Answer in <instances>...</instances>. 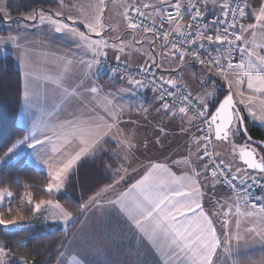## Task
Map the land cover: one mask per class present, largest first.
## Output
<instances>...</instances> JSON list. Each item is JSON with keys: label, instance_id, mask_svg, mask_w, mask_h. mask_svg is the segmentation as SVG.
Segmentation results:
<instances>
[{"label": "snow or ice", "instance_id": "snow-or-ice-1", "mask_svg": "<svg viewBox=\"0 0 264 264\" xmlns=\"http://www.w3.org/2000/svg\"><path fill=\"white\" fill-rule=\"evenodd\" d=\"M256 2L258 4L256 8H252L247 0H157L156 4H143L144 9L151 8L155 11L160 21L159 28L156 27L155 17L150 24H146L144 20L137 22L130 18L128 13L131 11L138 17L148 19L140 7L129 5L125 9L124 19L127 22V28L133 32L142 31L145 40L148 39L147 34H151L152 38L149 40L148 51L141 53L146 57L145 63L138 69V73L147 75L139 78L125 67L120 78L126 77L127 84L132 89L150 86L157 94L155 102L158 107L155 111L172 121L179 118L180 131L189 135L190 145L198 146L196 153H193L190 148L187 157L172 161L176 166H184L190 170V174L189 171H185L177 175L166 163L150 162L144 174L135 183L115 199L107 201L110 205L118 206L119 211L127 216L136 229L138 239L142 241L144 237H147L150 240L155 250L154 254H158L160 258L155 261V264H216L214 257L217 256L219 249L229 252L231 241L238 242L243 238L238 234L241 225L239 217L259 218L260 221H264V203L257 204V201H264V140H253L249 135L241 110L243 105L244 110L254 120L264 123V44L248 47L243 42V34L246 32L251 31L253 36L257 29L264 32V0H256ZM209 4L212 6L211 19L208 18ZM61 6H63V0H61ZM104 7V0H99L98 12L94 20L81 21L89 33L100 37L97 40H92L88 34L79 31L74 26L77 23L74 18L68 17L72 21L71 24L64 22L61 19L62 12H56L53 15L45 13L43 9L39 12L33 10V13L24 19L38 21L40 25L48 24L54 28L55 32H66L73 37H78L81 42L78 47H85L91 51L96 64L100 63L99 57L107 56L106 49L109 48L114 50L115 59L119 62L121 54L130 44H126L120 35L115 37L116 42L101 35L105 30V25L102 23ZM185 9L190 15L186 25L181 23ZM0 13L7 16L9 21L12 20L5 7L0 6ZM247 18H254L255 22L245 24L243 21ZM16 23L19 25L20 22L16 21ZM165 24L168 25L167 28L164 27ZM173 34L180 36L181 39L172 40ZM161 39L163 43L158 45L157 41ZM17 41V36L9 35L5 42L16 44ZM198 41H206L209 46H213L217 55H211L210 49L209 54L202 58L200 49L204 48V44H198ZM131 43L142 44V40L133 39ZM157 47L164 49L160 54L162 56L160 61L157 59ZM237 50L242 58L235 63L233 53ZM176 60L179 63L173 67L172 61ZM165 62L168 63V67H165ZM71 63V60L67 61V64ZM80 63L84 61L81 60ZM194 63L214 67L217 74L225 79L229 90L223 99H217L215 83L211 87L207 86V80L210 77L198 82L200 85L198 90H188L174 75H171L182 70L184 66ZM88 67L89 69L92 67L91 62L88 63ZM153 69L160 74L157 75L152 71ZM111 71L116 74L120 69L112 68ZM165 73L170 75L166 76ZM229 74L233 79H228ZM51 83L57 88L61 87V81L58 78L52 79ZM245 84L246 90L243 87ZM233 88L236 89L235 92ZM88 91L96 94L98 88L92 86ZM64 92L67 93V89H64ZM32 96L31 87L26 83L23 91L26 104L32 103ZM257 101L261 108L260 115L253 110ZM108 103L111 105L110 100ZM59 110L60 105H55L48 113L49 117L53 118ZM142 110L145 114L149 111L148 108ZM122 111V109L109 107L106 114L111 122L99 116L86 118L74 116L70 120L56 124L52 135L43 134V138L37 135L34 124L31 134L14 140L3 151V155H0V166H9L13 162H18L26 155L22 148L26 145L28 149L33 150L27 155H34L36 162L47 168L44 191L48 194L58 192L65 187L70 179V172L82 157L94 156L103 150V145L107 143L105 137L109 136L113 129H116L119 135H125L119 127ZM198 124L201 126L197 127ZM157 126L163 133L164 127ZM193 128L200 134L191 132ZM239 139H243L244 143L238 144ZM132 140L133 137L128 135L121 141L127 148L123 162L114 168L111 164L108 165L113 181L106 186L105 190H111L129 177L128 169L136 159L133 150L137 147ZM214 142L231 143L233 157L238 156L242 166H236L233 171L230 164L226 165L223 160L215 159L219 153L210 150ZM74 143L78 150L73 147ZM156 143H161L159 137ZM37 146L41 150L51 146L50 153L45 152L46 159L41 158L40 153L37 152ZM147 147L148 145L145 144V148ZM199 163H203V168L198 167ZM234 181H239V185L243 186V193L235 191L237 185L233 183ZM220 183L231 186L237 198L234 205L237 234L230 236L226 231L224 240L218 236L213 221L205 212L203 205L205 185L215 188ZM252 188L259 189L261 195L253 199L252 193L249 192ZM6 197L11 199L13 192L8 188L0 189V203ZM24 200L31 205L33 215L40 212L42 208L50 207L55 210L52 213L53 218L62 221L65 226L74 219L73 213L59 203H54L51 199L34 200L30 191L25 192L21 197V201ZM89 202L100 204L97 197L90 198ZM217 203L219 204V201ZM240 203L245 205V211L241 210ZM232 206L229 205L228 210L223 212L224 217L231 214ZM84 207L81 205V209ZM24 220L25 217L19 213L13 216L11 208L7 214L0 211V226L3 229H14ZM223 226L227 229V219L223 221ZM246 231L264 239V227L258 228L255 223ZM102 254L100 250L96 251L97 256ZM11 255L13 254L8 250L7 245L0 242V264H7V258ZM147 255L148 253L145 252V259L139 264H150ZM21 264H34V262L21 258ZM69 264H102V262L99 259L89 261L83 257L73 256Z\"/></svg>", "mask_w": 264, "mask_h": 264}, {"label": "crops", "instance_id": "crops-1", "mask_svg": "<svg viewBox=\"0 0 264 264\" xmlns=\"http://www.w3.org/2000/svg\"><path fill=\"white\" fill-rule=\"evenodd\" d=\"M145 1L137 0V2L134 3L137 5V7H140L146 15H149L153 9H144L142 7L143 4H156L157 2ZM209 10V13H211V4H209ZM37 12H39V10ZM157 17L158 16L156 15L155 18ZM148 18H153V16ZM140 32L141 35L139 40H142V43H144L146 41L145 39H143L144 34L142 33V31ZM87 33L91 36L92 40L100 39V37H97L94 33H89L88 29ZM131 33L133 39L137 40L136 34H134L133 32ZM101 35L112 42H116L114 38H110L108 33H101ZM147 36L152 38L149 34H147ZM80 43L81 42L79 41V44ZM157 44L160 45L159 42H157ZM246 46H248L247 43ZM129 48L132 47L129 46ZM76 50L77 47L75 48L74 57L83 60L86 65V69L84 70L83 75V82L76 85V91L70 89L71 86H69V84H71V82L67 83V92H75L76 94L69 95L67 93V100L65 101H51V104L53 105H62V107L64 105H67L66 110H64L63 112H57L53 118H50L48 113L52 111V109H46L44 111H33L31 110L32 105L29 106L28 104L31 113L28 110L26 112H23L22 102L24 90L22 77V101L18 112L17 123H19L18 125L26 130V134H31L33 125L35 124L37 128V135L40 136V138H43V134L52 135V131L55 130L54 126L56 124L65 120H70L74 116H80L81 118H86L87 116H99L111 122L106 114V110L109 107L123 110L121 113V123L119 127L123 130L125 135L121 136L117 133L116 129H113L112 133L109 136L105 137V140L107 142H110L111 144H114L116 152L123 162V157L127 154V148L123 143H121V141L125 139V136L131 135L133 137L132 142L137 145V147L133 150L135 152L136 159L133 160L131 167H129L128 169L129 177L126 181H122L119 185H116L111 190H105V187L97 191L90 197H97V199H99L100 201V204L96 205L90 203V199L87 201V203H89V206H86L82 209V220L77 225L70 238H72V236H74L75 234L77 235L81 233V239L85 240L86 242L90 241L91 245L93 246V255H96L97 250H100L102 252L103 249H106L108 263L110 259L113 258L112 264H114L115 262H118L117 264H139L141 260L145 259V252H147L148 261L150 262V264H155V261L159 260L160 258L158 254H154L155 250L150 240L147 237H144L142 241L138 239L136 229L131 224V221L128 220L127 216L119 211L118 206L110 205L107 203V201L110 199H115L121 192L126 191L131 184L135 183V181L144 174V171L150 162L166 163L177 175H180L185 171H189L190 174V170L186 169L184 166L178 167L173 164L172 161L181 159L182 157H187L190 148L193 153H196V149L198 146L195 144L190 145L189 135H186L180 131L181 123L179 121V118H177L175 121H172L155 111L156 107H158V104L155 102V94L152 91L146 89H132L128 84L123 83L119 79H114L113 81L106 82L99 77L98 67L94 62L92 52L87 48L86 52H76ZM106 51V57L109 60H116L115 52L113 49L109 48L106 49ZM163 51L164 49H161L160 47L156 48L158 61L162 59V56L160 54ZM126 53L127 52L121 54V62H124L131 67H140L145 63L146 59H142L139 55H130L131 53H129L128 56V53ZM102 57L104 56L99 57V59ZM89 62L92 63V67L90 69L88 67ZM178 63V60L172 61V66L175 67ZM165 67H168L167 62H165ZM67 68V66H63V69ZM165 75L169 76L170 74L165 73ZM171 75H174L175 78L178 79L179 83H181L186 87V89H188L187 86L191 83H195V85H198L200 88L198 82L205 79L206 77H210L211 74L203 65L194 63L184 66L182 70ZM67 82H69V80ZM212 85L213 82L208 79L207 86L211 87ZM92 86H96L98 88V92L96 94L88 91V89ZM121 89H124V91H121ZM37 100L38 99L33 101L31 104L36 103ZM109 100L111 101V105L108 103ZM67 101H70V105L67 104ZM41 103V105L44 106L46 102L43 103V100H41ZM143 108H148L149 111L145 114L142 110ZM241 110L250 126L264 129V123L254 120L248 114V112L244 110L243 105H241ZM253 110L257 113V115L261 114L259 101L256 102ZM157 125L164 127L163 133L160 132ZM191 132L199 135V133L196 132L195 128H193ZM157 137H159L161 140L160 144L156 143ZM53 139H55V137H53ZM220 143H222V145L228 149L229 159L225 161L226 165L230 164L234 169L238 165L242 166L241 162L238 159V156L236 158L233 157L232 146L229 145V143ZM237 143L242 144L244 143V140L239 139L237 140ZM105 144L103 145V148ZM145 144L148 145L147 148H145ZM50 147L51 146L44 150H41L40 147L37 146V152L40 153L42 159H46L45 152L50 153ZM73 147L77 148V145L74 143ZM22 148L24 153H26L27 163L32 167L47 173V168H45L42 164H38L34 155H27L32 153L33 150L28 149L26 145L22 146ZM90 156L92 155H86L85 157H82L81 160ZM193 161L195 162V157H193ZM209 179H211V177H209ZM201 182L202 184L204 183L203 180H201ZM204 191V210L209 214L210 219H212L213 225L216 228L217 234L220 239L224 240L226 238L224 235L226 231L229 232L230 236L237 234V216L235 215L236 209L234 206L236 203L235 198L231 194L226 192L220 186V184H217L215 188H212L210 185H205ZM58 192H54L51 194L55 195ZM217 201H219V204L217 203ZM262 203H264V201H262ZM229 205H233L231 208V214L228 217H224L223 212L228 210ZM240 207L242 211L246 210L245 206L240 205ZM225 219L228 220L227 229L223 226V221ZM239 219L241 221V225L238 230V234L243 238L238 242L236 240H232L229 252H225L223 249H219L217 252V256L214 257V259L216 260V264H264V239H262L258 235L249 234L246 231L247 228L253 227L254 223L258 228L264 227V221H260L259 218L251 219L247 217H239ZM39 220L42 222L50 223L54 226H61L58 221L47 219L46 216ZM73 220L69 222L70 225ZM102 227H105L109 232L108 240L106 243L97 242L100 232L103 236H106L107 234L106 230L102 231ZM88 232L90 234H87ZM86 236H88L89 238H87ZM104 244L105 246H102ZM111 252H113V256H110ZM116 255H119L122 258L126 255L127 260L119 261V258H116ZM132 256L134 257V259H131Z\"/></svg>", "mask_w": 264, "mask_h": 264}, {"label": "trees", "instance_id": "trees-1", "mask_svg": "<svg viewBox=\"0 0 264 264\" xmlns=\"http://www.w3.org/2000/svg\"><path fill=\"white\" fill-rule=\"evenodd\" d=\"M248 2L252 8L258 7L256 0ZM57 4L55 0H8L6 6L12 19H16L31 15L33 10L54 11ZM2 20L0 13V35L6 33L5 26L1 25ZM210 81L215 83L217 99H222L225 94L223 83L212 75ZM21 101V71L12 56L6 55L0 58V155L14 140L26 135V130L17 123ZM245 123L253 140H264V129L250 126L246 119ZM121 162L114 144L107 142L102 151L77 163L65 187L55 195L44 191L47 173L29 165L26 155L9 166H0V189L8 188L13 192V197L4 201L0 211L7 214L11 208L13 216L19 213L25 217L19 228L3 229L0 226V242L7 245L13 254L7 258V262L21 264V258H25L34 264H54L82 220L81 205L97 191L112 184L113 176L108 165L114 168ZM29 191L34 200L51 199L71 211L74 216L71 225L65 230L62 226L38 222L36 214L33 215L31 211V205L26 200L21 201L24 193Z\"/></svg>", "mask_w": 264, "mask_h": 264}, {"label": "rangeland", "instance_id": "rangeland-1", "mask_svg": "<svg viewBox=\"0 0 264 264\" xmlns=\"http://www.w3.org/2000/svg\"><path fill=\"white\" fill-rule=\"evenodd\" d=\"M55 1L58 2V7L54 11H43L45 13H51L53 15L56 12H62L63 17H61V19L69 24H71L72 21L69 20L68 17L74 18L77 21L74 26L79 31L88 34L87 29L84 27V24L81 21L94 20L98 12L99 0H63V6H61V0ZM6 2L7 0H0V6H3L7 9ZM134 2H137V0H104L105 7L102 16V23L105 25V30L102 33H108L110 38L114 39L117 35L122 36L125 43L130 44V46L132 47H127L125 49V52L128 53V56L129 53H131L130 55L137 54L142 59H146V57L141 55V53L148 51L149 40H151V38L148 36V39L140 45L132 44L131 42L133 41V36L131 32L133 31L127 28V22L124 19L125 9L129 5H136ZM249 11H251V9H249ZM1 15L3 18L1 25L5 26L6 33L4 35H0V58H3L6 55H11L15 60L16 65L22 72L23 90L26 83L30 85L31 91L33 92L32 102L38 99L36 103L30 104L32 105L31 110L44 111L46 109H53L55 105L51 104V101L56 102L60 100H67L66 98L68 92H64L65 88L68 89V87H66V84L71 82V84H69V86H71L70 89L75 90L76 85L83 82L84 70L86 69L85 63H80L81 59L74 57L76 47V52H86L85 47H78V37H73L71 34H68L66 32H55L54 28L48 24L40 25L38 21H26L24 19L26 16L9 21L7 16L3 15L2 13ZM147 16L155 17L156 13L154 12V10H152L151 13ZM16 21L20 22L19 25L16 23ZM243 22L247 24L254 23L255 21L254 18H247ZM109 29H114V31H109ZM133 33L136 34V39L139 40L141 32L136 31ZM9 35H15L18 37V41L16 44L5 42L6 38ZM243 42L247 43L248 47L255 46L256 44H264V32L257 29L255 36L252 35L251 31L246 32L243 34ZM68 60L72 61L70 65L67 64ZM63 66H67L68 68L63 69ZM98 73L99 77L102 79L99 71ZM56 78L61 81L60 88H57L54 84L51 83V80ZM114 79H119L123 83L127 84V81L124 79H120L117 77L113 78V80ZM228 79H233L232 75H229ZM68 80L69 82H67ZM243 87L246 90V84ZM187 88L189 90H198L199 86L195 85V83H191L187 86ZM223 88L227 91L229 90L228 86L225 84H223ZM233 91L235 92L236 89L233 88ZM41 100H43V103L46 102L44 106L41 105ZM23 102V112H26L27 110L30 112V105L28 106V104L25 103L24 99ZM67 104L70 105V101H67ZM66 106L67 105H64L62 107V105H60L59 112H63L64 110H66ZM214 148L215 152L219 153L218 157L221 158L224 162L229 159L228 149L223 146L222 143L215 142ZM198 167L203 168L202 163H200ZM6 199L8 198L6 197L4 201ZM4 201L0 203V207L3 205ZM52 201L54 203H57L54 200ZM84 206H89V203L86 202ZM53 211L55 210L50 207L42 208L40 212L36 213L37 221L42 222L39 219L46 216L47 219L58 221V223L62 227L64 226L63 228L66 230L70 226V224L68 223V225L65 226L62 221L54 219L52 216ZM21 226L22 225L19 224L16 228H19ZM103 230H106L107 234L106 236H103L100 232L97 242H107L109 232L105 227H102V231ZM87 234L90 233L88 232ZM86 237L89 238L88 236ZM81 238L82 234L80 233L77 235L75 234L74 236H72V238L68 239L65 247L61 251L54 264H69L73 256L83 257L88 259L89 261H95L99 259L102 264L113 263V258H111L108 263L106 249L102 250L103 254L100 256L93 255V246L91 245L90 241L86 242ZM102 246H105V244ZM110 256H113V252H111ZM116 258H119V261L127 260L126 255L123 258L119 255H116ZM131 259H134V257L132 256ZM117 263L118 262H115L114 264ZM7 264L9 263L7 262Z\"/></svg>", "mask_w": 264, "mask_h": 264}, {"label": "built area", "instance_id": "built-area-1", "mask_svg": "<svg viewBox=\"0 0 264 264\" xmlns=\"http://www.w3.org/2000/svg\"><path fill=\"white\" fill-rule=\"evenodd\" d=\"M146 1L147 2H157V0H146ZM247 2H248V0H247ZM128 15L130 16L131 19H133V20H135L137 22H139L140 20H144V22L146 24H150L152 22V18H148V19L145 20L143 17H138L135 12H131L130 11L128 13ZM208 18L209 19L212 18V12L209 13ZM189 20H190V15H189L188 11L185 9L184 10V18L181 20V23H183V24L186 25L189 22ZM155 22H156V27L159 28L160 21H159V18L158 17L156 18V21ZM164 27L167 28L168 25L165 24ZM149 35H151V34H149ZM171 39L172 40H175V41H179L181 39V37L178 36V35H176V34H173L171 36ZM157 42H159V44H162L163 43L162 39L161 40H158ZM197 43L198 44H200V43H203L204 44V48H201L200 49L202 58L206 57L209 54V50L210 49H211V55H217L214 47L213 46H209L206 41H198ZM169 47H170V45H169ZM241 58L242 57H241V54H240L239 50H237V51H235L233 53V62L238 63ZM99 60H100V63L97 64L98 65V71L100 72L102 79L105 80L106 82L112 81L113 78H116V77L117 78H120L121 75H122V73H123V69L125 67H127L128 70H129V72H131L133 75H138L139 78H144V76L147 75V74H140V73H138L139 67H131V66H129L126 63L121 62V61L117 62L116 60H109L107 57H102ZM203 66L208 69L209 73L212 76L216 77L219 81H221L223 84H225V85L228 86V83L225 81V79L221 75H218L217 74L216 69L214 67H211L210 65H203ZM112 68H118V69H120V71L117 72L116 74H113L112 71H111ZM152 71L156 72V74L159 75V72H157L156 69H153ZM124 80L127 81V78L125 77ZM142 89H149L150 91H152V89H151L150 86L149 87H146V88H142ZM154 94H155V96L157 95L156 93H154ZM199 126H201V125L198 124V127ZM214 144H215V142H214ZM214 144L212 145V148L210 149L212 151H215ZM201 154H202V152H201ZM215 159L221 160L218 156L215 157ZM205 161H207V158H205ZM202 167H203V163H202ZM233 183L235 185H237V188H236L235 191H239V192L243 193V186H240L239 185V181H234ZM220 186L226 192H228L229 194H231L235 198V200L237 202V198H236L235 192H234V190H233V188L231 186H229L227 184H224V183H220ZM249 192L252 193V198L253 199H255V197L257 195H261L260 190L257 189V188L249 189ZM250 203H251V201L249 202V204ZM260 203H262V201H257V204L258 205ZM240 205L245 206L243 203H240Z\"/></svg>", "mask_w": 264, "mask_h": 264}, {"label": "flooded vegetation", "instance_id": "flooded-vegetation-1", "mask_svg": "<svg viewBox=\"0 0 264 264\" xmlns=\"http://www.w3.org/2000/svg\"><path fill=\"white\" fill-rule=\"evenodd\" d=\"M229 145H231V143H229Z\"/></svg>", "mask_w": 264, "mask_h": 264}, {"label": "water", "instance_id": "water-1", "mask_svg": "<svg viewBox=\"0 0 264 264\" xmlns=\"http://www.w3.org/2000/svg\"><path fill=\"white\" fill-rule=\"evenodd\" d=\"M220 90V89H219ZM228 93V92H227ZM223 99V98H222Z\"/></svg>", "mask_w": 264, "mask_h": 264}]
</instances>
